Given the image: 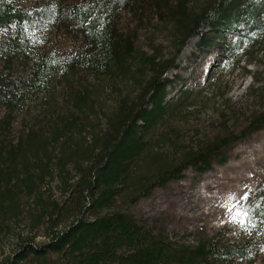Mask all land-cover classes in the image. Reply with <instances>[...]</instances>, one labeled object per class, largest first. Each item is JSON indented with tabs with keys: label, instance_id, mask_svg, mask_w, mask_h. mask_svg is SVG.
I'll use <instances>...</instances> for the list:
<instances>
[{
	"label": "trees",
	"instance_id": "trees-1",
	"mask_svg": "<svg viewBox=\"0 0 264 264\" xmlns=\"http://www.w3.org/2000/svg\"><path fill=\"white\" fill-rule=\"evenodd\" d=\"M117 3L147 25L165 24L172 56L135 47L114 22ZM65 8L28 10L20 0H0V32L56 15L59 23L78 26L81 36V47L61 66L63 78L74 72L99 82L132 77L136 90L119 98L98 125L84 109L89 94L80 77L83 91L68 87L81 114L42 104L40 125L18 131L25 100L49 86L51 61L31 50L26 58L36 68L25 79L0 70V264H224L226 248L180 243L162 215L143 217L134 208L187 170L204 174L226 162L233 143L264 129L262 77L249 89L257 105L240 131L223 121L216 134L195 145L174 146L175 155L151 145L170 114L166 74L181 50L198 38V49H216L227 59L245 47L264 56V0H88ZM15 46L0 44V59L9 63ZM250 206L264 227V182Z\"/></svg>",
	"mask_w": 264,
	"mask_h": 264
},
{
	"label": "rangeland",
	"instance_id": "rangeland-1",
	"mask_svg": "<svg viewBox=\"0 0 264 264\" xmlns=\"http://www.w3.org/2000/svg\"><path fill=\"white\" fill-rule=\"evenodd\" d=\"M84 1L88 0H20V3L28 10L48 7L51 12ZM127 8L125 3H117L111 13L118 28L131 38L135 47L148 54L156 51L172 56L167 26L156 20L147 25ZM55 17H40L34 26L22 27L20 31L12 27L0 32L1 45L18 43L9 63L0 59V70L12 75L11 78L25 79L36 68L35 60L26 58L31 50L51 61L50 74L44 76L49 86L25 100L18 112V131L26 125H40L36 118L42 113V104H50L59 112L81 114L69 97L68 86L83 91L85 88L79 80L83 76L74 72L77 76L68 73L63 78L60 73L61 66L69 64L81 47L80 32L75 24L66 26ZM197 42L198 38H194L187 43L166 74L172 81L169 88L172 103L169 116L152 140L155 152L175 155L174 146L195 145L202 138L216 134L223 121L238 132L257 105L256 93L249 89L255 78L264 77V56L256 48L245 47L227 59L216 49H198ZM83 78L89 94V105L84 109L91 113L89 120L98 125L119 98L136 90L132 77L117 82L105 79L99 82L87 75ZM263 182L264 129L233 143L226 162L215 163L204 174L187 170L181 180L156 191L152 198L140 202L134 212L143 217L162 215L170 237L180 243L194 245L208 241L219 249L226 248L229 258L224 264H264V227L250 206L255 190ZM241 211L247 215H239ZM241 220L247 222L242 224Z\"/></svg>",
	"mask_w": 264,
	"mask_h": 264
},
{
	"label": "snow or ice",
	"instance_id": "snow-or-ice-1",
	"mask_svg": "<svg viewBox=\"0 0 264 264\" xmlns=\"http://www.w3.org/2000/svg\"><path fill=\"white\" fill-rule=\"evenodd\" d=\"M229 211L231 212L232 210H231V209H229ZM239 215L246 216V215H247V213H246V212H243V211H241V213H239ZM240 222L243 224V223H246L247 221H245V220H241Z\"/></svg>",
	"mask_w": 264,
	"mask_h": 264
}]
</instances>
